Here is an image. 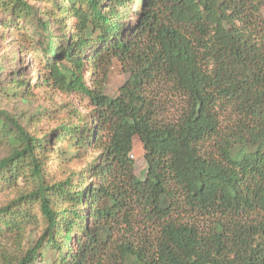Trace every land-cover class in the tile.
Segmentation results:
<instances>
[{
  "label": "trees",
  "instance_id": "1",
  "mask_svg": "<svg viewBox=\"0 0 264 264\" xmlns=\"http://www.w3.org/2000/svg\"><path fill=\"white\" fill-rule=\"evenodd\" d=\"M33 1L45 0H0L3 22H32L25 52L41 55L38 79L91 110L42 138L0 111V181L27 177L24 201L45 224L2 264H264V0H48L45 10ZM113 61L128 79L109 98ZM161 89L183 100L174 121L162 118ZM50 141L65 145L68 163L96 155L49 184ZM12 203L0 207V238L28 217Z\"/></svg>",
  "mask_w": 264,
  "mask_h": 264
},
{
  "label": "rangeland",
  "instance_id": "2",
  "mask_svg": "<svg viewBox=\"0 0 264 264\" xmlns=\"http://www.w3.org/2000/svg\"><path fill=\"white\" fill-rule=\"evenodd\" d=\"M33 1L39 10L49 9L50 4ZM264 13V12H263ZM4 16L0 14V48L4 53L0 54L3 59V72L0 75V111L7 112L16 119L31 135L42 138L57 130L62 124L68 122L70 113H80L82 122H88V113L91 108L88 101L79 95H71L61 91L51 83L40 81L37 74H45L41 55L33 56L32 52H25V48H31L33 41L26 37L34 26L26 19L19 20L18 24L7 25L3 21ZM58 35V33H57ZM41 61V63H40ZM84 79H87L86 68L83 72ZM14 77V78H13ZM128 79L121 65L113 61L109 69L105 94L109 98L117 96L119 87ZM27 82L28 90L25 88L14 89L15 81ZM158 107L162 118L167 121H174L183 107V100L164 90L157 91ZM73 122V119H72ZM46 152L44 155V171L46 182L51 184L64 178L68 172H78L86 168V164L95 157V153L89 152L83 161H63L65 157V145L54 144L50 141L44 142ZM8 145L4 139H0V159L8 155ZM134 162V175L143 179L146 171V164L142 157V150L139 142L134 141V150L131 153ZM66 158V157H65ZM66 160V159H65ZM42 161V162H43ZM33 184L27 177L20 176L13 185L7 186L0 181V207L12 203V212L18 215L28 216L23 220L19 228L12 233L6 232L0 238V264L2 257L6 254L20 257L41 237L45 224L38 211V205L31 200L24 201V197L33 191ZM28 198V197H26ZM25 198V199H26ZM16 210V211H15ZM19 238V240H18ZM45 259L52 258L53 253L45 247L43 249ZM35 264H42L36 262Z\"/></svg>",
  "mask_w": 264,
  "mask_h": 264
}]
</instances>
